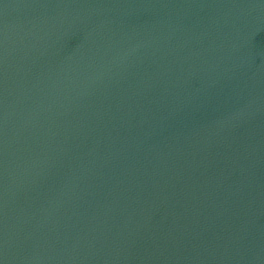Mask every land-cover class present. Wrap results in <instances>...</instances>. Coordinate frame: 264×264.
Wrapping results in <instances>:
<instances>
[{
  "label": "water",
  "instance_id": "obj_1",
  "mask_svg": "<svg viewBox=\"0 0 264 264\" xmlns=\"http://www.w3.org/2000/svg\"><path fill=\"white\" fill-rule=\"evenodd\" d=\"M0 264H264V0H0Z\"/></svg>",
  "mask_w": 264,
  "mask_h": 264
}]
</instances>
